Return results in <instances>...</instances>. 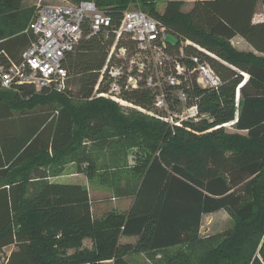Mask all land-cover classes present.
I'll list each match as a JSON object with an SVG mask.
<instances>
[{
	"label": "trees",
	"instance_id": "trees-1",
	"mask_svg": "<svg viewBox=\"0 0 264 264\" xmlns=\"http://www.w3.org/2000/svg\"><path fill=\"white\" fill-rule=\"evenodd\" d=\"M95 1L114 23L128 4L138 6L175 38L168 42L170 50L198 57L219 84L201 88L191 80L185 88L189 103L204 114L198 121L174 127L124 112L94 97L111 32L103 29L87 37L84 26L62 59L67 73L63 91L0 87V264H130L133 254L191 243L202 216L220 210L235 225L197 264H249L252 259L251 264H261L259 258L264 263V20L253 21L259 0H193L187 11L182 10L185 0ZM21 5L22 0H0L4 64L18 62L35 40ZM235 37L251 50L234 48ZM104 90L100 82L96 92ZM122 98L152 107V93L142 86ZM226 124L235 132H227ZM105 129L125 137L129 146L135 142L125 131L136 132L151 148L135 184L112 187L103 174L87 175L88 182L111 190L113 197L127 198L126 209L98 217L82 183L44 180L46 171L37 165L26 170L33 162L46 166L49 155ZM27 178L44 181L30 187L25 209ZM83 237L93 239L91 248L82 247Z\"/></svg>",
	"mask_w": 264,
	"mask_h": 264
},
{
	"label": "built area",
	"instance_id": "built-area-1",
	"mask_svg": "<svg viewBox=\"0 0 264 264\" xmlns=\"http://www.w3.org/2000/svg\"><path fill=\"white\" fill-rule=\"evenodd\" d=\"M84 26L88 27L87 37L103 29L110 30L112 35L104 64L98 71L96 96L124 103V92L142 86L152 93V107L134 108L156 120L175 127L204 116L189 103L185 88L191 80L201 88L217 87L219 78L213 70L194 55L170 50L165 27L146 12L125 9L114 23L95 0L38 3L27 26L35 40L18 62H0V87L31 85L36 91L43 88L63 91L67 73L62 59L77 44ZM100 82L106 85V90L96 92Z\"/></svg>",
	"mask_w": 264,
	"mask_h": 264
},
{
	"label": "rangeland",
	"instance_id": "rangeland-1",
	"mask_svg": "<svg viewBox=\"0 0 264 264\" xmlns=\"http://www.w3.org/2000/svg\"><path fill=\"white\" fill-rule=\"evenodd\" d=\"M60 1L62 2V0H22L21 10L29 24L34 18L38 3L55 4ZM64 1L76 3L78 0ZM192 2L193 0H186L182 9H188ZM125 9L141 10L133 3L128 4ZM257 20H264V0H259L257 12L253 16V21L255 22ZM166 40L171 44L175 42V38L170 34H167ZM231 44L234 48L241 51L251 50V47L241 38L232 39ZM94 97L110 100L117 104V106L123 108L124 112H136V114L140 113L151 118L147 113L140 111L136 107L134 108L136 105L127 100H124V103H120L108 97H98L96 95ZM224 128L227 132H235L230 124H226ZM113 133L114 131L112 129H105L94 139L85 140L80 143L79 141H75L59 155H49L46 166L33 162L26 170L30 173L31 168L37 165V168H42V170L46 171V179L44 178V180L49 179L62 183H75L73 181L82 183L85 187H88V192L92 199V212L98 217L105 216L112 210L126 209L129 205L127 198L121 199L113 197L111 190L88 182L87 175L93 172H97L99 175L103 174L112 187H126L127 185L135 184L138 175L143 171L148 157L152 153L151 148L141 143L142 138L140 139L136 132L132 134L129 131H125V135L131 137L135 142L130 146L127 145L125 137H120V135H114ZM20 172L18 171V173ZM99 175L97 176L99 177ZM42 181L27 178V188L23 194V206L26 207L25 209L29 207L27 203L30 196V187ZM234 225L235 219L224 210L205 214L201 218L197 239L191 243L182 244L163 251L133 254L129 256L128 260L130 264H197L206 251H209L210 248L215 247L221 241V238L224 237L223 233L226 230H231ZM92 246L93 239L91 237L82 238V247L91 248ZM177 256L178 259L176 258ZM257 257L259 258L258 255ZM171 259H177V261L172 263L170 262ZM259 260L261 264H264L260 258ZM101 262L110 264V260Z\"/></svg>",
	"mask_w": 264,
	"mask_h": 264
},
{
	"label": "crops",
	"instance_id": "crops-1",
	"mask_svg": "<svg viewBox=\"0 0 264 264\" xmlns=\"http://www.w3.org/2000/svg\"><path fill=\"white\" fill-rule=\"evenodd\" d=\"M60 2H61V1H60ZM185 2H186V0H185ZM184 5H185V4H184ZM191 5H192V4H191ZM191 5L189 6V8L191 7ZM182 8H183V7H182ZM189 8H188V9H189ZM188 9H186V10H183V9H182V10H183V11H187ZM261 21H263V20H261ZM255 22H259V21L257 20V21H255ZM234 39H240V38H239V37H235Z\"/></svg>",
	"mask_w": 264,
	"mask_h": 264
}]
</instances>
